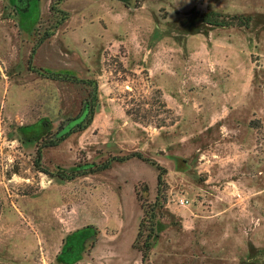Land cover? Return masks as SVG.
<instances>
[{
	"label": "rangeland",
	"instance_id": "obj_1",
	"mask_svg": "<svg viewBox=\"0 0 264 264\" xmlns=\"http://www.w3.org/2000/svg\"><path fill=\"white\" fill-rule=\"evenodd\" d=\"M28 8L0 0V264H143L145 214L147 264H264V0Z\"/></svg>",
	"mask_w": 264,
	"mask_h": 264
},
{
	"label": "trees",
	"instance_id": "obj_2",
	"mask_svg": "<svg viewBox=\"0 0 264 264\" xmlns=\"http://www.w3.org/2000/svg\"><path fill=\"white\" fill-rule=\"evenodd\" d=\"M209 15H210L209 13H205V14L203 15L202 19H203V21H204L205 23L211 24V23L214 22L215 24H221V21L217 22L216 19H212V20L208 19V16H209ZM224 24L227 25V24H229V23H224ZM51 34H52V33H49V32L45 33V36L42 37V38L38 41V44H41V43L45 40V38H48ZM33 52H34V50H33ZM49 73L52 74V75H54V74L59 75V74H60V73H55V72H49ZM68 76L71 77V78H73V79H77V77L74 76V75H68ZM86 101H87V102L85 103L82 112L79 113L77 116L73 117L72 119L68 120L67 123H68L69 121L73 120V119H77L78 117H80V116L82 115L81 118H80V120H79L75 125H73L70 129H68V131H66V132H64V133H62V134H60V131L65 127V125L67 124V123H66V124L64 125V127H62L61 130H59V131L57 132V134H56V136L54 137L53 140H50V141H48V142H44V141H43V142L41 143V145L37 147L36 153H37L38 156H39V154H40V150H41V148L48 147V146H55V145H58L59 142H60L61 140H63L64 138H66L67 135H68L69 133L74 132V131H76V130H82V129H85V128L91 123V121H92V119H93V114H94V113L96 112V110H98V108H99V106H98V98H97V93H96V91H94V95L92 96V98H90V99H88V100H86ZM137 155H138V156H141V155H139L138 153H137ZM158 168H159V166H158ZM78 169H79V167H77L76 170H78ZM73 174H74V173H73ZM73 174H72V176H75V174H74V175H73ZM161 176H162V173H159V174H158V178H157V183H158V184H160V183L162 182V177H161ZM70 178H72V177H70ZM144 214H145V213H144ZM145 216L147 217L146 214H145ZM145 216L142 217V220H141V222H140V224H139V229H138V231H137V235H136L135 240H134V242H133V246H134L135 248H137V250H138V251L140 252V254H141V261H142L143 264H147V261H148V253H149V251H150V246H151V244H150V242H149V238H146V239L142 242L141 245H137V242H138V240H139V238H140V235H141V226H142L143 223H144V217H145ZM149 217L152 218L151 215H149Z\"/></svg>",
	"mask_w": 264,
	"mask_h": 264
},
{
	"label": "flooded vegetation",
	"instance_id": "obj_3",
	"mask_svg": "<svg viewBox=\"0 0 264 264\" xmlns=\"http://www.w3.org/2000/svg\"><path fill=\"white\" fill-rule=\"evenodd\" d=\"M14 1V6H16L17 9L20 10H24V9H29V5H30V1L26 7L22 8L21 7V2L22 0H13ZM122 2H126L127 0H121ZM73 251L71 250V246H69L68 243H63L62 248L58 251V253L56 254V258L59 259V261H70L68 254H70V252ZM68 257V258H67ZM76 263V260H73L70 264H74Z\"/></svg>",
	"mask_w": 264,
	"mask_h": 264
},
{
	"label": "water",
	"instance_id": "obj_4",
	"mask_svg": "<svg viewBox=\"0 0 264 264\" xmlns=\"http://www.w3.org/2000/svg\"><path fill=\"white\" fill-rule=\"evenodd\" d=\"M28 3H29V0H22V2L20 4H21V7L24 8V7H26L28 5ZM81 116L78 117L77 119H73V120L69 121L65 125V127L60 131V134L68 131V129H70L73 125H75L80 120Z\"/></svg>",
	"mask_w": 264,
	"mask_h": 264
},
{
	"label": "built area",
	"instance_id": "obj_5",
	"mask_svg": "<svg viewBox=\"0 0 264 264\" xmlns=\"http://www.w3.org/2000/svg\"><path fill=\"white\" fill-rule=\"evenodd\" d=\"M177 203L182 206H188L189 200L186 197L180 196L177 198Z\"/></svg>",
	"mask_w": 264,
	"mask_h": 264
}]
</instances>
